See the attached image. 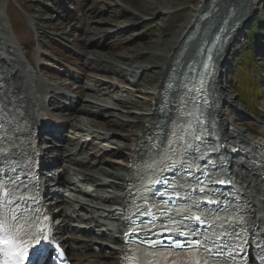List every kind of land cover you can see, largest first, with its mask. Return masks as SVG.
Listing matches in <instances>:
<instances>
[{
  "label": "bare ground",
  "instance_id": "bare-ground-1",
  "mask_svg": "<svg viewBox=\"0 0 264 264\" xmlns=\"http://www.w3.org/2000/svg\"><path fill=\"white\" fill-rule=\"evenodd\" d=\"M111 1L112 5H114L113 0ZM238 1L241 0H237V2ZM244 1H246L245 5H241L238 3L236 6L232 7V16L230 15V20L233 21L235 18H237L238 21H242V24L239 30L234 34L230 44L239 34L243 32L242 30L247 24L249 13L254 10V8L259 4L261 0ZM5 2L6 0H0V8ZM211 2L212 0H201L195 7H193L187 20L180 25L177 33L175 34V37L173 36L167 41H164V39L162 38H157V40L150 44V47L137 44L133 48L128 49L124 54L117 55L118 57L116 56V59L114 53L104 52V49L87 51L91 56H87L83 60L86 67H90L91 70L95 71L98 70L99 67L102 68L104 66H109V72L111 74L124 78L125 82L127 81L129 83H125L123 85V87L125 88L124 92L127 93L126 89L130 90L131 92L133 90L131 86L137 87L135 91L136 93L140 92V94L136 95V97L142 99V102L133 100L130 97V95L132 96L131 93L127 94L129 96H125L124 98H122V91L119 90L120 88L116 87V84L112 81L100 83L98 80H88L89 86L87 87L93 90L95 89V91H93L92 94L89 95V97L96 100L95 103L97 104V106L86 103H82L81 106H78L79 103L77 101H75V103L71 101V103L68 104L67 100L71 99L72 97H69L70 94L66 96L67 94L61 92L59 90V87H54L51 85L47 86V84L45 86L40 81H38L40 84L35 81V85L29 82L30 79H26L28 75H26V70L24 69L23 63L20 62L19 56H16V54L14 55L10 50L11 38L9 35L11 33V29L4 23V20L0 18V78L4 83L3 100H19L21 104L20 111L27 116L30 123L36 125L37 127H42L41 129H43V133L47 136V141H50L54 139V137H56L52 129L48 131V129L44 126L48 123V120H51V126L54 125L61 130L66 129V127L71 125L72 129L75 131V133H78V135L81 133L83 136H91L92 140L96 141L95 145L100 144V142L102 141H109L111 143H114V139L111 135L113 133V130L110 128V126H112V122H114V128H118L120 130H125L126 127L137 128L138 130L136 132L128 131L126 135H122L123 140L121 141L125 143L123 144L122 149L112 148L110 149V151L108 150L109 152H112V156H120L124 158V163H116L115 161L106 159L103 161H98L100 162L99 164L102 167H110L116 170L115 172H113L111 171L112 169L108 170L109 168H101L99 169V178H112L108 186L119 189L121 187V189H123L125 187L127 175L132 174V170L134 169L133 166L129 167L130 161H135L139 158L140 163H142L144 160V156L148 152V149H146L145 147L141 148V137L146 131H151L157 123L165 128L170 124L171 118H168L165 114L160 113L159 109V103H161L162 99L164 98V84L169 80V78L177 79L179 68L185 70V68L188 67V62L193 56L195 49L194 47L196 46L194 42L186 43L185 39L202 21L205 13H207V10L211 7ZM225 2V0H216V3L212 6V8L214 7L213 10L217 11V16H219L224 10H229V7H226L225 9ZM247 2L249 3V6ZM144 5V9H146L145 11L151 12V16L165 14L169 17L170 14L173 13V11L171 10V5L167 3L166 0H145ZM84 24L85 27H90L87 19L84 20ZM99 31H102V29H99ZM213 31L214 29L209 31L207 30V27L203 28L200 38H210ZM84 35L86 36V38L84 39L86 44L92 37H90V35H87V33H84ZM92 44V41L88 43L89 46ZM97 46L103 48L102 45ZM24 55L26 59L30 61L29 57H31V53L26 50ZM109 59L111 61H109ZM110 62L111 65H108L110 64ZM93 65H95L96 67H92ZM181 65L183 66L181 67ZM224 65L225 61L220 66V68L216 70L215 79L213 82L214 94L221 99V103L224 100L225 91L224 86H222L219 78L222 74V68L224 67ZM184 70H182V75L184 73ZM42 73L44 72L42 71ZM49 74L50 73H47V76H49ZM145 76L150 77V81H147V84L149 83L153 85L154 93L159 92L158 99H156L154 95L153 97L148 96V91L138 89L144 86V83L141 81H143L142 79ZM89 78H93L92 75H90ZM57 91L61 92V95L59 96H62V103H65L68 112L66 114L56 116L50 115L49 110L46 109L44 103H46L47 100L49 104H51L52 99L57 94ZM111 93H114L118 97L116 98V102H118V105L114 104L113 101H108L109 98H105ZM173 96L177 97V94H174ZM34 101L38 102L35 103L37 105L36 108L32 107ZM99 102L104 104H100ZM128 103H130L132 107L140 108L141 112L139 114L141 116H144L138 127L136 125H132V123L122 125L118 121V119H121V113L113 111L118 110V107L123 108L124 106L126 109H128L129 106L126 105ZM144 106L148 107L149 109H143ZM221 107L222 104L220 105L219 115H221L223 119L226 120V118L228 119L230 113L228 112L227 108L222 109ZM125 112L126 116L123 115L122 117L129 118V116L133 114L131 113V111ZM97 116H100L103 122L108 124L100 123L95 119H92L93 117ZM43 119L44 123H42ZM60 136L61 139H59V142L63 143L69 139V143H71V146H65L62 156H59V162L67 161L78 166V168L85 167L86 160L89 159V157L86 155V146L89 138L84 137L83 140V138H81L82 136H65L62 131ZM227 138L234 139V143H236V141H241V143L245 145L242 147V150L237 151L236 149L234 150V143L231 145L229 143L228 146L230 147V158L232 159V162L237 165V172L239 173L240 178L243 179L246 185V189L250 192L249 195L251 196L252 202L256 206H258V204L262 203V200L260 198H264V173L261 174L256 170L248 167V163H246V160L243 157L246 156L244 152L247 151V148L249 146H253L255 144L264 146V141L263 139L252 135L251 132H246L245 130L237 127H234V129H228ZM146 141L147 140L143 141V144H145ZM44 145V149L42 150L43 156L45 157L44 166L48 167V163H53L52 159L56 158L55 156H53L51 159H49V153L53 152L54 150H56L55 148L57 146L60 147L61 145ZM84 149L85 152L80 156V154L78 153ZM138 149L139 152L137 151ZM141 152L144 153L143 157L140 155ZM95 163L90 165L88 168L91 169L92 167H94L96 165ZM119 165L123 166L124 171ZM65 168L66 169L61 173V177H63V173L66 172L68 173V175H66L67 179L79 173L80 175H82V178L85 182L97 185L96 179L94 180V177L92 178L82 169H75L69 166ZM99 178H97V180H100ZM44 180L45 182L47 181V179ZM56 182L57 188H55L54 192L48 191L47 188L45 189V197L48 209L51 211L53 216H57L56 225L58 226V239H62L61 243L68 247L70 260H72L74 264H120V257L122 252L118 249H114L110 254L106 255L105 252L109 250V247L103 246L101 247V254L92 255L89 253L91 251V249L89 250V248H93V250H95V248L98 247V243L100 244V238L109 237L116 242L120 241L122 231L119 227V217L115 213L116 210L114 209V207H108L111 210L108 211V213H103L100 212V208L97 207V205H99L97 202H92V207L84 203H79L76 199L77 197L72 195V193L77 192L76 190L71 189L69 191H65L62 180L58 179ZM77 188L78 191L79 189L81 190L80 192L82 194H85L87 192L79 187ZM62 193H68V196L62 197ZM69 196L72 198H70ZM63 203H66V205L72 207L73 211L64 213V210L66 208H59ZM263 219L264 215L261 217L260 221L262 222ZM69 220H72L73 222L77 220L78 223L87 224L88 226H85L84 231L88 234H93L95 238L93 240L79 239V237L76 238L75 236L70 235L62 238L61 234L65 232H68L70 234L72 231L76 230L75 232L77 235L82 231V227H76V225L69 223ZM262 225L264 230V222ZM115 233L118 234V236H116ZM81 240H83V242ZM87 241L90 242L88 243ZM83 250L86 251L85 254L79 253Z\"/></svg>",
  "mask_w": 264,
  "mask_h": 264
},
{
  "label": "rangeland",
  "instance_id": "rangeland-1",
  "mask_svg": "<svg viewBox=\"0 0 264 264\" xmlns=\"http://www.w3.org/2000/svg\"><path fill=\"white\" fill-rule=\"evenodd\" d=\"M166 1L171 5V10L173 11L169 17L165 14L151 16V12L145 11L146 9H144L145 0H113L114 5H112L111 0H6L0 8V18H2L4 23L11 29L9 35L11 38L10 50L14 55L16 54V56H19L20 62L23 63L24 69L26 70V75H28L26 79H30L29 82L33 85H35V81H40L45 86L47 84V86L51 85L59 87L61 92L67 94L66 96L70 94L69 97H72L67 100L68 104H70L71 101L73 103L77 101L80 104H78V106H81L82 103L97 106L95 103L96 100L89 97L95 89L93 90L87 87L89 86L88 80L93 81L92 79H94L98 80L100 83L112 81L116 84V87L120 88L119 90L122 91V98L129 96L127 94L131 93L132 96L130 95V97L133 100L142 102V99L136 97V95L140 94V92L136 93L135 91L137 87L131 86L133 89L131 92L128 89H126L127 93L124 92L125 88L123 85L128 82H125L124 78L111 74L109 72V66H104L102 68L99 67L98 70L94 71L91 70L90 67H86L83 60L85 57L91 56L89 52H87L90 50L104 49V52L114 53L116 59L117 55L124 54L128 49L133 48L137 44L150 47V44L157 40V38H162L164 41H167L171 37H175L180 25L187 20L192 8L201 0ZM225 1V4L229 5V8L236 6L238 2L241 5H245L246 3L244 0L238 2L237 0ZM7 9L10 18L7 14ZM248 17L247 24L242 30L243 32L235 38L229 48L231 52L234 47H238L243 51L250 50V47L256 48L257 59H259L258 67L259 70L264 73V33L262 32L260 35L250 37V31L252 28L258 27V21L262 20L264 25V0L259 2L254 10L249 13ZM85 19H87L91 28L88 26L85 27ZM99 29H102L103 32L99 31ZM84 33H87V35L92 37L86 44L84 41L86 38ZM90 41H92L93 44L89 46L88 43H90ZM97 45H102L103 48H100ZM25 48L31 53V57H29L30 61H28L24 55L26 52ZM229 59L230 57H228V61ZM109 61L111 60L109 59ZM44 63L46 65L45 70L42 69ZM108 65H111V62ZM92 67L96 66L93 65ZM40 70L45 72L42 73ZM230 70L231 63L229 61L222 68V74L219 78L222 86H224V91L228 94L227 103L225 106L221 107L222 109L227 108L230 113L228 119L226 118V121H229V125L233 126V128L229 127L228 129H234V127H237L246 132H250L244 126L245 123L249 122L250 124H254L253 127L255 126L257 131V134L252 133V135L261 138L264 141V108L263 111L261 110L263 116L256 118L255 115L235 97L236 92L231 88L226 79ZM47 72H50L48 77L46 75ZM90 75H92L93 78H89ZM142 80L143 81L141 82L144 83V86L138 89L148 91V96L153 97V85L149 83L147 84V81H150V77L145 76ZM61 92H56L57 94L52 99L51 104H49L47 100L46 103H44V106L49 110L50 115L57 116L68 112L65 103H62V96H59L61 95ZM105 98H109L108 101H113L114 104L118 105V102H116V98L118 97L114 93L107 95ZM99 103L104 104L101 102ZM126 105L129 106L128 109L124 106L123 108L118 107V110L113 111L121 113L122 116H126L125 111H131L133 114L130 115L129 118L121 116V119H118V121L122 125L132 123V125L138 127L141 120L144 118V116L140 117V108L132 107L130 103ZM260 107L261 106L258 107L259 110ZM143 109L149 108L144 106ZM92 119H95L100 123L108 124L103 122L100 116L93 117ZM51 123V120H48V123L44 126L48 131L52 129L56 137L50 140L47 145L56 143L61 146H57L55 148L56 150L48 155L49 159L53 156L56 158L52 159L53 163H48V167H46L44 171L43 177L47 179L45 187L48 191L54 192L55 188H57L56 181L60 179L63 184H65V182L67 183L68 188L65 187L66 190L72 188V190L75 189L77 191L74 195L77 193L80 202L87 204L90 207H92V202H97L99 204L97 207L100 208V212L108 213V211L111 210L108 207L114 206L115 208V205H117L120 200L122 192L121 187L119 189L108 186L109 184L107 183H109L112 178L110 179L108 177L107 180L99 178V169L101 168H109L108 170L112 169L111 171L113 172L116 170L110 167H102L98 161L106 159L115 161L116 163H124V158L120 156H112V152L109 151L112 148L122 149L123 144H125L121 141L123 140L122 135H126L128 131L136 132L138 129L126 127L125 130H120L114 128V122H112V124L110 123L112 125L110 128L113 130L111 135L114 139V143L102 141L100 144L95 145L96 141L92 140L91 136H83L81 133L78 135V133H75L72 129L71 125L66 127V129L61 130L54 125L51 126ZM61 131L65 136H82L81 138H83V140L84 137L89 138L86 146V155L89 159L86 160V166L83 167L84 169L78 168V166L71 162H59V158L62 156L65 146H71L69 139L63 143L59 142L58 144V140L61 139ZM84 152L85 149L78 154L81 156ZM94 163L96 164L94 167L91 169L88 168ZM67 166L75 169H82L86 174L92 178L94 177L93 179L98 181V185L85 182L82 175L79 173L67 179L66 175H68V173L66 172L63 173V177H61L62 171L65 170V167ZM121 167L124 171L123 166ZM97 178L100 180H97ZM77 187L87 192L82 194L80 192L81 190L79 189L78 191ZM255 208L258 210H256V213L259 216L264 215V201L258 204V206H255ZM115 213L119 217L117 210ZM69 223L76 225V227H82L80 233L76 235V230H74L70 234L68 233L70 236L89 240L95 238L93 234H88L84 231L85 226H88L87 224L78 223L77 220L74 222L69 220ZM116 236H118V234H116ZM81 241L83 242V240ZM87 242L89 243L90 241ZM99 242L100 244L98 243V247H100V249L103 245L104 247L108 246V251L110 252L113 251L110 247L116 245V241L109 237L100 238ZM90 249V254L98 255L99 252L97 250H93V248H89V250ZM85 253L86 251L81 252V254ZM99 254H101V252ZM105 254H108V252Z\"/></svg>",
  "mask_w": 264,
  "mask_h": 264
},
{
  "label": "snow or ice",
  "instance_id": "snow-or-ice-1",
  "mask_svg": "<svg viewBox=\"0 0 264 264\" xmlns=\"http://www.w3.org/2000/svg\"><path fill=\"white\" fill-rule=\"evenodd\" d=\"M200 84L202 87L203 80ZM197 112L198 115L187 113L196 119L195 130L191 120L182 117L171 121V131L157 123L141 137V148L148 147L151 154L142 166L133 162L141 177L140 189H129V194L139 196L136 215L146 219H141L139 225L131 220L130 232L140 228L146 235L139 239L135 248L138 255L132 256L128 264H237V257L249 242L250 221L241 214L243 208L231 201L225 205V193L215 187L230 183L234 186V182L218 175L216 170L221 166L211 158L203 165L196 163L205 159L199 127L204 123L203 113L198 108ZM145 140L150 143L143 144ZM145 169L151 177L144 173ZM167 171L173 175H165ZM19 179L9 180L11 188L0 180V264H47L45 245L51 240L47 229L37 227L39 217L20 210L17 200L23 197L16 195ZM157 219H166L167 223H163L160 233L163 238L152 239Z\"/></svg>",
  "mask_w": 264,
  "mask_h": 264
},
{
  "label": "water",
  "instance_id": "water-1",
  "mask_svg": "<svg viewBox=\"0 0 264 264\" xmlns=\"http://www.w3.org/2000/svg\"><path fill=\"white\" fill-rule=\"evenodd\" d=\"M215 3L216 0H212L211 7L207 10V13H205L202 21L185 39L186 43L194 42L196 47H194V54L188 62V67H186L185 70L179 68L177 79L172 78L177 81V83L181 84L186 78H188L191 71V63L198 55H200V60L202 61L208 53L213 54V59L210 61L213 76H215L216 70L220 68L224 61L225 64L228 62V57L231 55L229 48L231 46L230 42L234 34L239 30L242 21H238L237 18L233 21L230 20V17L232 16V7L229 8L228 11L224 10L219 16H217V11L213 10L214 7L212 8ZM224 5L225 9L229 6L227 4ZM205 27H207V30L209 31L214 29L210 38H200L202 29ZM199 65H201L200 61ZM182 66L183 65H181V67ZM182 70H184L183 75Z\"/></svg>",
  "mask_w": 264,
  "mask_h": 264
},
{
  "label": "trees",
  "instance_id": "trees-1",
  "mask_svg": "<svg viewBox=\"0 0 264 264\" xmlns=\"http://www.w3.org/2000/svg\"><path fill=\"white\" fill-rule=\"evenodd\" d=\"M7 14H10L7 9ZM14 14V13H13ZM263 21H258V27L252 28L250 37L264 33ZM231 70L226 79L236 92L238 100L244 104L256 118L263 116L264 108V73L259 70L256 48L243 51L238 47L232 49L230 59ZM261 106V110L258 107ZM247 129L257 134L254 124L245 123Z\"/></svg>",
  "mask_w": 264,
  "mask_h": 264
}]
</instances>
